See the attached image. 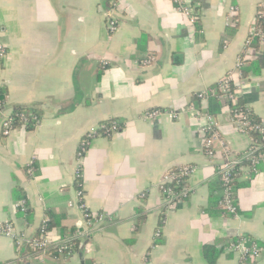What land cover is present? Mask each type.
<instances>
[{
	"label": "crops",
	"instance_id": "crops-1",
	"mask_svg": "<svg viewBox=\"0 0 264 264\" xmlns=\"http://www.w3.org/2000/svg\"><path fill=\"white\" fill-rule=\"evenodd\" d=\"M109 2L118 6L113 33L106 28L103 0H0V43L6 48L0 126L16 107L39 115L32 128L19 125L7 136L0 130V222L34 236L50 217L54 227L47 237L55 244L61 233L84 229L81 200L108 217L65 257L34 258L0 235V264H208L204 247L217 253L215 264H238L227 250L237 237L264 246V160L252 177L239 176L237 215H224L217 205L216 167L224 146L240 157L249 139L222 105L214 118L212 154H206L201 129L208 101L195 96L234 68L256 18L264 23V0H192L196 24L170 0ZM231 7L237 14L227 21ZM262 32L259 46L247 50L248 65L255 63L258 73L236 81L241 102L264 122ZM147 57L152 61L141 64ZM152 109L177 116L145 118ZM108 120L122 128L92 140L78 183L77 145ZM187 164L195 167L188 180L192 192L166 213L156 185L164 171ZM21 200L26 217L15 206ZM255 264H264V251Z\"/></svg>",
	"mask_w": 264,
	"mask_h": 264
},
{
	"label": "built area",
	"instance_id": "built-area-1",
	"mask_svg": "<svg viewBox=\"0 0 264 264\" xmlns=\"http://www.w3.org/2000/svg\"><path fill=\"white\" fill-rule=\"evenodd\" d=\"M174 5L175 9L185 14L191 23H195L198 14L195 11L192 0H170ZM118 6L116 3L111 4L110 8L103 9L104 21L106 23V28L109 33H113L118 27V20L113 15V10H117ZM237 14V8L231 7L229 9V15L227 16V21H230L232 16ZM262 38L263 33L260 30H256L252 26L247 34L244 49L241 55H239L236 60L235 66L232 70L228 71L226 75L219 81L221 83L220 90L225 93L223 98H228L232 104H236V99L240 96L241 84L236 80L242 79L241 67L245 65V60L250 59L252 56L247 53V50L251 46V41L253 37ZM6 53V48L0 43V59L4 57ZM152 61V57L141 60V64L147 65ZM233 80L237 83L236 87L231 93L226 94V83ZM208 90L200 91L196 93V97L200 101L208 100ZM4 104L0 101V110L3 108ZM230 110V109H229ZM231 114L232 123L234 128L246 135L249 139L248 147L244 151L241 157H232L231 152L227 146L223 147V161L216 167V175L221 178L222 196L218 202V207L222 210L224 215L236 216L237 215V204L236 198L233 193L232 182L236 175V172L244 174L246 177H251L258 172V167L260 163L264 160V127L263 125L252 122L242 110L233 109ZM13 113V112H12ZM161 113L168 114L171 118H175L177 113L170 110L163 109H152L144 114L145 118L154 119ZM31 117L32 121L29 123L27 117L24 113L18 114V120L10 115H6L1 122L0 130L3 136H7L16 126H27L28 124L32 127L39 123V118L32 113H27ZM206 122L204 127L201 129V134L203 136V148L204 152L208 155L212 154L211 144L214 139L217 138L215 130V122L213 117L208 113L203 114ZM15 122H19L17 125ZM122 126L118 125L117 121H111L108 125H98L92 127L87 131L80 139L76 148V161L77 168L75 171V179L80 183L82 179V168L80 161L86 154L93 139L99 136L109 137L111 134L120 130ZM258 131L261 135L260 140H256L249 136V131ZM195 171V167L187 164L181 165L179 167L168 169L164 171L160 180L158 181L156 187L160 193L163 210L167 212L173 210L180 202L186 200L191 194L192 190L188 185V180ZM27 172L31 175L34 172V167L30 163L27 167ZM81 196V193H78ZM21 213L26 212V206L24 200H21L15 205ZM77 207L82 211L84 218V229L76 230L73 234L64 235L55 244H52L47 237V231L44 227L40 226V231L38 237L28 236L23 231H19L11 222H0V235L10 238L14 245L20 249L22 247H27L31 251V256L38 259H43L50 252L49 250L55 248L58 253V257H65L74 252V245L71 243L73 237L82 238L86 234L92 233L101 228V225L107 220V215L104 213H92L84 204V201L77 203ZM166 216V215H165ZM165 222L164 214L161 218V223ZM43 223V222H42ZM42 225V224H41ZM161 226H159L154 235L159 238L161 234ZM228 251H232L237 255L238 264H255L260 258L262 252L264 251V246H261L254 238L249 236H239L234 241H232L227 246ZM97 264V263H92Z\"/></svg>",
	"mask_w": 264,
	"mask_h": 264
},
{
	"label": "trees",
	"instance_id": "trees-1",
	"mask_svg": "<svg viewBox=\"0 0 264 264\" xmlns=\"http://www.w3.org/2000/svg\"><path fill=\"white\" fill-rule=\"evenodd\" d=\"M103 5H104V8H110L111 6V3L109 2V0H103ZM199 20V16L195 22V24L197 23V21ZM254 27L256 30H260L261 32L264 31V23L262 21V18L261 17H257L256 18V21L254 23ZM199 26L196 27V31L197 33H199ZM263 33V32H262ZM259 39L258 37H253L252 38V41H251V48H257L259 46ZM255 50V49H254ZM149 58V57H147ZM145 58V59H147ZM143 60V59H142ZM249 59L248 60H245V64L244 66L241 67V72H242V77H246L248 76L250 73H253V74H257L258 73V66L254 63H249ZM220 85L221 83L217 82L215 84H213L211 87H209L207 90H208V113L213 117V119L216 117L217 113L219 112L220 110V106L222 105H227L230 109V115L232 114V110L233 109H238V110H242L244 113H246L247 117L254 123H259L261 125H263L264 127V122L261 121L258 117H256L253 112L247 107L245 106L242 102H241V97L238 96L237 99H236V104H232V102L228 99V98H223V93L221 90H220ZM226 89H227V92L226 94H229L232 92V90L236 87L237 83H235L233 80H230L226 83ZM5 97H6V91L3 89V88H0V101L4 104V100H5ZM196 97V96H195ZM19 113H24L25 116H28L27 113H32L33 115H36L38 116L39 118V115L35 112V111H27L25 110L24 107H16L14 110H13V113H12V116L15 118V121L18 120V114ZM28 119V122L30 123L32 121L31 117L28 116L27 117ZM111 121H116V120H108L106 122L103 123V125H108ZM215 121V120H214ZM15 124L19 125L20 123L19 122H15ZM118 125L122 126V124L118 123ZM27 129L29 128H32L31 125H27L25 126ZM249 136L256 139V140H260L261 137L263 135H261L258 131H253V129H251V131H249ZM241 157V156H240ZM242 175V174H240ZM237 172H236V175L234 177V180L232 182V185H233V193L235 195L236 193V190L238 188V186L242 185H238V178L240 176ZM253 176V175H252ZM251 176V177H252ZM218 177V181H219V186H220V195H219V198L217 200V205H218V202L219 200L221 199V196H222V187H221V178L219 175H217ZM25 202V201H24ZM25 206H26V212L25 213H22V215L24 217H26L28 214H29V210H28V207L25 203ZM221 210V209H220ZM20 212V211H19ZM222 212V210H221ZM41 227H44V229L48 232L49 230H51L54 225L52 223V220L50 217H46L44 220H43V223L41 225ZM39 231H40V228L38 229L37 233L35 234V237H38L39 235ZM66 235L64 232L61 233V236H64ZM85 237V236H84ZM82 237L81 239H75V240H72L71 243L74 245L73 249L76 250L78 249L79 245L81 244V242L83 241V238ZM23 249H26L27 252H30V255L31 254V251L29 248L27 247H22ZM21 249V248H20ZM29 249V250H28ZM50 254L57 258L58 257V253L55 251V248H52L49 250ZM203 254H204V257L207 261L208 264H215V261H216V258H217V253L214 251L213 248H209V247H204L203 249Z\"/></svg>",
	"mask_w": 264,
	"mask_h": 264
},
{
	"label": "water",
	"instance_id": "water-1",
	"mask_svg": "<svg viewBox=\"0 0 264 264\" xmlns=\"http://www.w3.org/2000/svg\"><path fill=\"white\" fill-rule=\"evenodd\" d=\"M261 90H264V89H261ZM20 258L24 260L23 257H20ZM29 261H30V260L23 261V262H21V264H29Z\"/></svg>",
	"mask_w": 264,
	"mask_h": 264
},
{
	"label": "rangeland",
	"instance_id": "rangeland-1",
	"mask_svg": "<svg viewBox=\"0 0 264 264\" xmlns=\"http://www.w3.org/2000/svg\"><path fill=\"white\" fill-rule=\"evenodd\" d=\"M35 261V260H34Z\"/></svg>",
	"mask_w": 264,
	"mask_h": 264
}]
</instances>
